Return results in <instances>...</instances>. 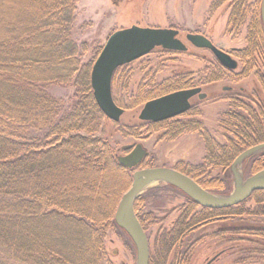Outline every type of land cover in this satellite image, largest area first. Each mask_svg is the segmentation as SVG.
<instances>
[{
  "label": "trees",
  "instance_id": "trees-1",
  "mask_svg": "<svg viewBox=\"0 0 264 264\" xmlns=\"http://www.w3.org/2000/svg\"><path fill=\"white\" fill-rule=\"evenodd\" d=\"M217 1L221 4L228 0ZM230 1L228 26L237 29L250 15L247 47L233 51L245 64L243 74L247 75L257 48L264 55L260 0L256 5L246 0ZM75 5L76 0H0V264H101L106 256V232L121 229L114 222L113 211L129 188L132 170L117 162L106 140L94 135L107 118L92 96L91 65L80 64L77 45L69 37ZM223 70L228 71L218 63L216 74L209 80L221 79ZM259 80L264 89V80ZM69 83L79 91L74 104L64 109L62 100L45 90L51 84ZM190 84L185 75L151 87L140 83L135 95L114 101L124 110L133 109ZM228 102V110L218 121L223 142L209 134L201 121L180 118L149 122L143 130L122 126L119 131L124 137L136 139L158 130H166L170 139L197 132L205 143L204 162L178 167L215 193L227 188L229 164L251 145L264 143L262 107L254 108L233 96ZM196 113L189 109L187 115ZM248 164L252 174L264 168V152ZM212 166H222V177L206 174ZM69 172L80 177L64 178ZM101 176L113 185L102 188L91 182ZM250 195L257 206L253 211L245 210L241 203L227 208L203 207L185 195L184 210L173 227L160 236L149 264H164L173 248V264H183V239L204 225L264 215V189ZM143 199L140 196L134 200V211L146 230ZM261 234L259 240H248L254 244L248 249L264 253V232Z\"/></svg>",
  "mask_w": 264,
  "mask_h": 264
},
{
  "label": "rangeland",
  "instance_id": "rangeland-1",
  "mask_svg": "<svg viewBox=\"0 0 264 264\" xmlns=\"http://www.w3.org/2000/svg\"><path fill=\"white\" fill-rule=\"evenodd\" d=\"M246 1L251 5L258 3V0ZM230 4V0L221 4L217 0H76L69 37L77 45V58L80 64L89 63L92 67L101 45L109 34L117 29L129 27L131 24L162 29L176 28L180 33L179 38L188 50L171 51L157 47L148 55L120 67L112 83V96L126 100L135 95L140 83L151 87L164 79L186 72L192 73V82L198 83L202 90L208 93L203 100L197 97L191 99L192 104L197 105L200 110V115L195 118L202 121L209 134L223 142L221 134L223 132L218 121L222 112L229 108V97L233 96L257 109L262 107L264 111V89L259 80L260 78L264 80V55L260 53V47L257 48L253 57V67L249 69L247 75L243 74L245 64L241 58L233 54V51L247 47L246 27L250 15L245 17V21L237 29L228 26ZM187 32L201 33L222 51L232 54L237 61V68L223 70L224 75L221 79L210 81L209 79L217 72L218 61L208 49L196 48L186 42L184 34ZM78 88L72 83L51 84L45 91L51 97L61 99L64 109H69L76 101ZM140 106L142 104L133 109H126L117 123L103 119L99 131L94 135L106 140L116 156L123 154L122 145L141 142L148 152L145 163H148V167H175L180 161L187 164L204 162L205 143L197 132H185L173 139L164 136V130L154 131L147 137L143 134L137 139L124 137L119 131L122 126H139L143 130V122L136 117ZM28 133L34 135L33 131ZM262 152L264 151L247 156L240 164H235L233 169L232 161V164H229L227 188L215 194L227 195L234 188L235 181H244L250 177L252 173L248 163ZM69 173L65 174L64 178L80 177V174ZM208 173L212 177H222V166L208 167L206 174ZM61 178L63 179V176ZM91 182L102 188L107 186L109 188L114 183L102 176ZM140 196L146 201L142 210L143 214H147L144 220L147 229L144 231L149 239V252L154 256L160 236L173 227L184 210L187 199L162 181L146 186L138 197ZM83 197L91 199L90 195ZM240 206L251 211L257 208L251 198L241 202ZM218 231L220 233L216 235ZM262 231L264 232V215L260 214L207 224L183 239L180 250L184 254L180 258L183 264H206L219 253L210 264H264V253L256 252L257 249H248L249 246H254L248 240L261 239ZM103 244L106 256L101 264H134L135 247L129 236L121 229L108 230ZM175 250V248L170 250L166 264L174 263Z\"/></svg>",
  "mask_w": 264,
  "mask_h": 264
},
{
  "label": "water",
  "instance_id": "water-1",
  "mask_svg": "<svg viewBox=\"0 0 264 264\" xmlns=\"http://www.w3.org/2000/svg\"><path fill=\"white\" fill-rule=\"evenodd\" d=\"M260 17L264 30V0H260ZM178 30L173 27H142L131 24L109 34L90 67L89 83L93 99L98 109L107 119L118 122L124 113L112 98L111 82L115 70L159 47L163 50L185 51L187 46L180 40ZM186 40L196 48L211 51L217 61L224 67L235 69L237 61L228 52L215 46L210 39L200 33L189 32ZM199 87L178 89L146 101L138 113V119L158 122L184 113L189 108V98L195 94L204 98L205 93ZM128 153L117 155L121 165L132 170L129 188L119 199L113 219L115 224L125 232L135 247L134 264H149L150 245L146 232L134 211V200L142 189L154 181H162L180 190L198 205L208 208H227L238 205L248 199L254 191L264 189V168L253 173L244 181H235L234 188L227 195H218L201 187L190 176L173 168L145 167L138 168L146 156V149L141 142L124 144L121 151ZM264 151V143L254 145L241 152L232 164H240L247 156ZM233 174H235L233 172ZM236 178V177H235Z\"/></svg>",
  "mask_w": 264,
  "mask_h": 264
},
{
  "label": "flooded vegetation",
  "instance_id": "flooded-vegetation-1",
  "mask_svg": "<svg viewBox=\"0 0 264 264\" xmlns=\"http://www.w3.org/2000/svg\"><path fill=\"white\" fill-rule=\"evenodd\" d=\"M174 28V27H173ZM176 29V28H175ZM178 32V37H179V31H177ZM188 33V32H187ZM187 33H185L184 34V38L186 39V34ZM192 33H198V32H192ZM201 34V33H200ZM205 37V36H204ZM181 40V39H180ZM187 42V41H186ZM188 50V47H187V49L185 50V51H187ZM152 51H154V49L152 50ZM152 51H150L149 53H151ZM211 52V51H210ZM148 53V54H149ZM148 54H146V55H148ZM230 54V53H229ZM146 55H144V56H146ZM232 57H233V55L232 54H230ZM144 56H142V57H144ZM142 57H140V58H142ZM140 58H138V59H140ZM234 58V57H233ZM137 59V60H138ZM216 59V58H215ZM216 61H217V59H216ZM219 63V62H218ZM125 65H127V64H125ZM124 66V65H123ZM120 67H122V66H120ZM226 68V67H225ZM237 68V67H236ZM227 70H234V69H229V68H226ZM181 75H185L186 76V80L187 81H189V80H191V84L189 85V86H187V87H185V88H181V89H189V88H195V87H199L200 89H201V91L200 92H203V93H205L206 94V96L204 97V98H199L198 97V95L197 94H195V95H193V96H191L190 98H189V108L184 112V113H181V114H179V115H177V116H175V117H172V118H169V119H166V120H174V119H178V118H180V119H184V120H197V121H201V120H199L198 118H195L196 116H199L200 114H197V113H199V109H198V107H197V105H193L192 104V102H191V99L193 98V97H197L199 100H203V99H205L206 97H207V94L208 93H206V92H204L203 90H202V88H201V86L200 85H198V83H194V82H192L193 81V74L192 73H185V74H181ZM224 89H225V87H223ZM111 89H112V83H111ZM113 98V97H112ZM114 99V98H113ZM144 104V103H143ZM142 104V105H143ZM189 109H192L193 111H196L197 113V115H187L188 114V110ZM139 113V112H138ZM188 116H191V118H186V117H188ZM137 117V116H136ZM194 117V118H193ZM138 118V117H137ZM140 120V119H139ZM142 122H143V126H146V124L147 123H149V122H152V121H143V120H141ZM202 122V121H201ZM136 127H139V126H136ZM165 131L166 130H164V136H166L165 135ZM154 132V131H153ZM152 133V132H151ZM151 133H149L148 135H150ZM145 135V134H144ZM148 135H145L144 137H147ZM130 144H135V143H130ZM145 148V147H144ZM129 152V150H127V151H125V152H123V154L124 153H128ZM146 156H145V158H143V160L141 161V163L139 164V166H138V168H145V167H148L147 166V164H142L143 162L144 163H146V158H147V156H148V152H147V150H146ZM180 164H182V165H185V164H187V163H182V161H180V163L178 162L177 164H176V166L175 167H167V166H162V167H166V168H173V169H176V170H178V171H180V172H182L181 171V169H179V167L178 166H180ZM149 167H154V166H149ZM148 167V168H149ZM182 173H184V172H182ZM184 174H186V173H184ZM187 175V174H186ZM189 176V175H188ZM180 193H182V192H180ZM212 193H214V192H212ZM184 196H185V194L184 193H182ZM137 215V214H136ZM138 217V216H137ZM140 221V220H139ZM217 222H220V221H217ZM217 222H214V223H217ZM212 224V223H211ZM204 226H206V225H204ZM204 226H202L203 228H204ZM201 228V227H200ZM144 229V228H143ZM198 229V228H197ZM145 230V229H144ZM146 232V231H145ZM217 234L218 233H220V231H218V232H216ZM213 234H215V233H213ZM180 253H181V255H183L184 254V252L182 253V251H180ZM217 254H219V253H217ZM215 255V256H213L212 258H210V260H208L207 262H206V264H210V263H212L214 260H215V258H217V256L218 255ZM150 258H151V253H150ZM168 259V258H167ZM150 262V261H149ZM166 262H167V260L165 261V263L164 264H166Z\"/></svg>",
  "mask_w": 264,
  "mask_h": 264
},
{
  "label": "bare ground",
  "instance_id": "bare-ground-1",
  "mask_svg": "<svg viewBox=\"0 0 264 264\" xmlns=\"http://www.w3.org/2000/svg\"><path fill=\"white\" fill-rule=\"evenodd\" d=\"M155 182H156V181H154V182H151V183H149L148 185H151V184H153V183H155ZM148 185H147V186H148ZM145 187H146V186H145ZM145 187H144V188H145ZM144 188H143V189H144Z\"/></svg>",
  "mask_w": 264,
  "mask_h": 264
}]
</instances>
